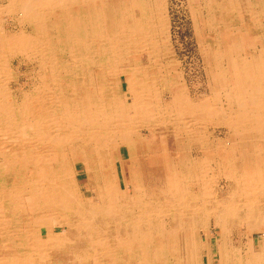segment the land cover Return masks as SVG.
I'll list each match as a JSON object with an SVG mask.
<instances>
[{
  "label": "bare ground",
  "instance_id": "obj_1",
  "mask_svg": "<svg viewBox=\"0 0 264 264\" xmlns=\"http://www.w3.org/2000/svg\"><path fill=\"white\" fill-rule=\"evenodd\" d=\"M254 1L222 0L217 9L226 18L234 4ZM147 2L150 40L147 21L136 16L145 10L142 0H0V17H7L0 18V264H170L164 263L169 256L173 264H202L204 254L210 263L211 252L194 228L197 223L206 230L211 216L219 232V264H231L232 258L238 264H264V243L255 248L249 239L236 248L235 257L226 244L229 220L248 231L264 230V160L215 161L223 164L216 170L227 180L229 195L226 200L214 197L212 209L204 207L205 197L214 196L204 176L209 172L205 161L191 165L190 180L185 176L198 189L188 200L182 199L179 177L166 176L161 187L146 189L133 161V150L146 145V131L151 140L158 135L164 142V132L185 136L190 130L189 137L195 136L192 159L213 156L201 145L207 137L202 140L191 128L206 115L250 139L245 131L264 125L255 117L264 110L256 88L264 87V57L229 59L227 70L220 68L212 83L213 97L193 101L178 68L170 67L175 60H166L165 1ZM4 20L16 23L12 31ZM228 45L236 51L240 47ZM137 49L146 51L150 66L158 70L145 72L133 64ZM12 57L36 61L34 68H39L30 92L19 85L20 99L10 86L14 76L7 63ZM120 74L128 101L115 82ZM239 91L248 95L239 97ZM220 93L225 94L221 104ZM122 147L133 161L131 176L123 182L111 160L113 152L120 158ZM152 157L168 159L170 153ZM166 167L170 172L171 166ZM81 172L88 175L84 183Z\"/></svg>",
  "mask_w": 264,
  "mask_h": 264
},
{
  "label": "rangeland",
  "instance_id": "obj_2",
  "mask_svg": "<svg viewBox=\"0 0 264 264\" xmlns=\"http://www.w3.org/2000/svg\"><path fill=\"white\" fill-rule=\"evenodd\" d=\"M157 1L158 3L160 1L162 2V0L160 1L157 0ZM164 1H165L164 31H165V37L168 40L167 46L169 53V57H167L166 60H170V59L175 60L174 61L175 65L174 63H171L170 67L178 68L177 70L179 72L180 79L182 83H184L187 89V93L193 99V101L198 102L204 98H208V100H210V98L213 97L212 96L213 93L211 90L212 83L214 84L216 83L215 81L218 80L216 78H218L221 69L223 71L227 70L226 68L227 62L230 63L229 62L230 60L233 62V59H235L237 55L238 57L249 55V58L251 57L252 59V57L255 54L253 49L257 48V47L255 48L253 40L261 44L262 48L264 47L263 46L264 38L260 36H256L255 38L248 36L249 31L255 32L264 28V12H263L264 0H255L252 3V5L251 4L248 5L245 3L241 5V7H238L237 4H234V9L232 13H230V15H227L228 17L226 18H224L221 15L220 10L217 9L218 5L221 3L222 0H214V1L213 0H164ZM150 2H153V0H150ZM146 3H148L147 0H142V4L143 7L145 6V10L142 13L143 15L140 14V12L137 10L136 16H138V19L147 21L146 23L147 24L146 28L148 30L147 40H150L149 36L151 33L150 31L151 11L149 10V8H147ZM253 4H255V6ZM252 8L255 9V11L252 10ZM0 18L7 19L5 15L1 16ZM11 21L12 20H6V21L4 20L5 26L9 31H12L11 30L12 27L16 25L15 22H11ZM84 36L86 37V34H84ZM151 41L152 42L155 41V37H152ZM225 41L227 44L224 43ZM231 42L234 43V45L236 43V46L237 44L240 45L237 51L235 50V48H233V45H228V43ZM257 54H259L260 56L263 55V52L261 51V53L259 52ZM132 55L137 57L136 59L138 61L135 59L133 64H135L139 69L145 72L158 70V67L153 68L150 66L151 63L149 58L147 57L146 51L137 49L135 53H132ZM152 57L153 60L157 61V57L155 53L152 54ZM33 62L23 57H15V58L12 57L9 59L7 63L8 64L7 70L10 71L12 76H14V78L10 80V86L14 90H16L15 95L18 96L19 99L22 96L20 95L21 89L19 85L25 86L24 90L30 92L32 89L29 88H31L33 85L38 83V79L34 77H37L36 72L39 71L38 70L39 68L37 67L35 69L34 67L36 66V61ZM174 73L176 74V72ZM175 74L174 76H176ZM119 76L118 75L115 76V80H116L115 82L119 83L118 87L119 90H121L119 91V94L123 97L124 101H128L129 98L126 90L127 84L125 77L123 78L124 76L123 74L122 75L120 74ZM172 77H170V80L173 83L176 81V78L175 77L172 78ZM15 79H18V81ZM260 80H262L264 83V76H262ZM263 83L262 86H264ZM256 88H258L261 91L258 93V95L260 96V98L263 97L262 105L264 109V92H263L264 87L263 90L260 88L259 85H257ZM252 94H253L252 97L256 96L254 95V93L251 92L250 95ZM224 95H225L224 93H220L219 96H221L222 100L217 101V103L220 102L221 104L222 102L225 101ZM236 95L239 97H243L248 94H244L241 91H239V93H236ZM256 105L258 107V104ZM260 114H261L260 117L259 116H255V117L263 121L262 119H264V110H262ZM206 116H205L206 119L203 118L204 120L202 119V123L199 124V126H195V127L193 126L191 128L197 131V133H195L196 136H200V135L202 136V140H204L203 137L205 138L207 137L206 140L202 141L201 145L203 144L202 146L204 147V149L207 152L212 153L213 156L211 155L206 156L205 154L198 160L192 159L189 150L193 145L192 143L195 141L193 140L195 136L189 137L188 133H190V130L185 132L187 133V135L185 136L182 131H176V132L169 131L166 133L164 132L163 133L164 142L159 141L160 138L158 135H155L154 140H151L153 136L150 135L147 131L142 134V137L146 145L139 147L135 152L133 150L134 155L132 154L134 158L133 161L135 163L134 166L137 171L136 176L137 178L141 179V180L139 179V181H141L142 186H144L146 189H150L152 187L156 188L158 186L161 187L162 185H164V181L162 180L164 177L174 176L173 178L175 180L179 177V179L181 178L180 182H182L181 184L182 190L184 189L183 190L184 193L181 194L182 199L188 200L189 197H191L190 194L192 193L195 194L198 192V189L192 186L191 182L189 181L190 179L188 176L191 174V172H193L192 170H190V167L191 165H196L197 163L203 160L205 161V164L209 171L208 173L204 174V176L205 178H210V182L213 187V189L210 192H213L212 194H214L212 198H209L208 195L205 197L206 202L204 204V207L207 209H212L215 207L214 197H217L218 199L225 198L226 200L229 195V191H227L226 189L227 180L224 178V176L219 175L216 170L220 166L221 169L223 164L217 166L215 164V161H218L220 159L218 162H222L226 159L227 161L228 159H236L241 161L249 160L252 162V161H256V159L258 158L264 160V127H263L264 125L263 124H262L263 126H259V128H257L256 131L254 132L245 131L244 134H249L250 136L249 139L245 137L243 138L241 135L237 134V131L239 133L244 131L240 132V129L239 130L230 129L227 126H225L223 123L221 124L218 121V119H220L219 117L218 119L217 118L215 119L213 118V115L212 116L206 115ZM176 135H179L178 136L179 142H177L176 140L177 138H174L176 137ZM237 135L240 136L239 139ZM180 138H183V140ZM164 151L170 153V157L168 159L167 158L157 159L155 157H152L154 153L158 154ZM232 153H234V157L231 155ZM258 153H260L259 157H258ZM128 154H129L128 150L125 147H122L120 149V158L115 159V157L113 156L114 155L113 152L112 155L113 158L111 159L112 161L115 160L116 174L118 175V177L121 179L122 182L124 177H128L129 180V177L131 176L130 168L133 161L131 160V156ZM166 165L171 166L170 172H167L164 169V168H168L166 167ZM250 166L252 167V165ZM87 176L88 175L86 173L81 172L79 176V180H81V182L84 183ZM185 176H187L189 180L188 179L186 180ZM156 178H158V180ZM198 200L199 199H197V201ZM178 224L179 223L175 222L172 226L175 227ZM209 224L210 227L206 229L207 231L202 228H198L197 226L199 224L197 225V223L195 224L196 227L194 228V232L196 234L195 237L197 236L200 244H202V247L207 248V251L211 252L209 255H211L212 257L209 263L208 258L204 254L201 263L219 264V257L217 255V247H218L217 240L219 238V232L218 229L213 226L212 216L210 217ZM227 226L229 227V235L226 240V242L228 243L226 244L227 246L234 248L233 251L234 253L229 252V255L238 256L236 248L244 245L249 239L252 241L255 248H259L264 243V236H261V233L264 232V230L262 229H253L248 231L245 227H243L241 224H239L237 221L234 220L233 221L229 220L227 222ZM58 230H60L59 227L56 228V231ZM179 235H180L179 236L180 239H178V241L182 242L183 234L181 235L180 232ZM161 260H159V262H161ZM64 262L65 264H67V261ZM121 262L124 263V261ZM121 262H118L117 264H122ZM132 263H136V261L133 260ZM164 263L173 264V260L171 256H169V258L168 257L164 258ZM230 263L238 264V262L235 261V258H232Z\"/></svg>",
  "mask_w": 264,
  "mask_h": 264
},
{
  "label": "crops",
  "instance_id": "obj_3",
  "mask_svg": "<svg viewBox=\"0 0 264 264\" xmlns=\"http://www.w3.org/2000/svg\"><path fill=\"white\" fill-rule=\"evenodd\" d=\"M257 34H256V33ZM255 32H250L249 31V33H248V36H250V37H253V38H255L256 36H260V37H262V38H264V28L263 29H260V30H258V31H255ZM253 43H254V45H255V48L256 49H253L254 50V52H255V54H254V57H259V54H257V53H261V51L263 52V55H260V57L261 56H263L264 57V47L262 48L261 46V44H259V43H257L256 41H254L253 40ZM257 44V45H256ZM263 46H264V44H263ZM263 49V50H262ZM257 71V68H256V70H255V72ZM252 72H253V70H252ZM238 139H239V137H238Z\"/></svg>",
  "mask_w": 264,
  "mask_h": 264
}]
</instances>
